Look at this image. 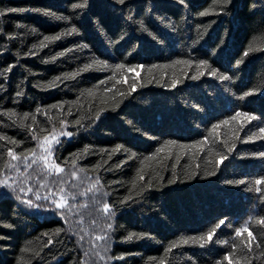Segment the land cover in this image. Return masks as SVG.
I'll return each instance as SVG.
<instances>
[{
    "label": "trees",
    "instance_id": "16d2710c",
    "mask_svg": "<svg viewBox=\"0 0 264 264\" xmlns=\"http://www.w3.org/2000/svg\"><path fill=\"white\" fill-rule=\"evenodd\" d=\"M0 13V264H264V0Z\"/></svg>",
    "mask_w": 264,
    "mask_h": 264
},
{
    "label": "rangeland",
    "instance_id": "374dc122",
    "mask_svg": "<svg viewBox=\"0 0 264 264\" xmlns=\"http://www.w3.org/2000/svg\"><path fill=\"white\" fill-rule=\"evenodd\" d=\"M67 137L69 138L70 135H67ZM56 139V136L44 139L40 143L37 153L31 158H29L28 161H34L33 163H35L36 165H40L41 168H44L45 170L50 171L51 173L60 174L62 171H58V169H61V167L55 164L52 153V149L56 142ZM83 176L84 175L81 176L80 173H73L72 180L75 181V183H80L84 179ZM54 202L58 203L56 199L54 200Z\"/></svg>",
    "mask_w": 264,
    "mask_h": 264
},
{
    "label": "snow or ice",
    "instance_id": "6c2138e0",
    "mask_svg": "<svg viewBox=\"0 0 264 264\" xmlns=\"http://www.w3.org/2000/svg\"><path fill=\"white\" fill-rule=\"evenodd\" d=\"M117 2L124 3V0H117ZM85 6H86L85 4H75V5H73V7H75V8H80V7H85ZM2 14L3 13H0V15H2ZM54 39H59V37H54ZM245 55H247V53H245ZM212 74L215 75L214 72ZM192 78L195 79V77H192ZM220 78L221 79H225V80L228 79V77H220ZM240 115H241V113H236V116L232 117V119H236ZM251 119H254V117H252ZM224 123L226 124V123H228V121H224ZM219 126L220 125H215L214 128L219 127ZM261 132H264V129H261ZM64 134L65 135H70V133H64ZM10 155H11V153H10ZM13 159H16V157L13 156ZM58 171H62V169H58ZM0 183H4V182H0ZM240 183H243V181H240ZM255 183L256 184H260V183H262V181L261 180H257ZM257 191H259V189H257ZM37 199H40V197L37 196ZM24 203H27V204H29V206H32V202L30 200L29 201H24ZM56 206H57V208L63 207L64 206L63 201L57 203ZM105 210H107V206H105ZM223 223H224V221H220V224H223ZM259 223L264 224V220H260ZM217 227H219V225H217ZM242 231H248L247 227L245 226L242 229L237 230V235H240ZM249 235L251 236V233H249ZM100 238L101 237H97V239H100ZM131 238L132 237H129V239H131ZM208 239L209 240L212 239V234L211 233H209ZM201 246H203V245H201Z\"/></svg>",
    "mask_w": 264,
    "mask_h": 264
}]
</instances>
